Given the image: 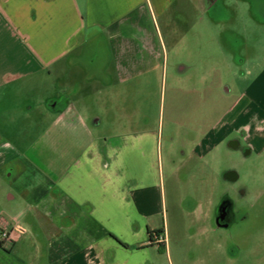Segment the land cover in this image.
<instances>
[{
  "label": "crops",
  "instance_id": "1",
  "mask_svg": "<svg viewBox=\"0 0 264 264\" xmlns=\"http://www.w3.org/2000/svg\"><path fill=\"white\" fill-rule=\"evenodd\" d=\"M174 10L184 19L190 17L188 10L195 11L197 23H207L214 38H248L249 28L264 31V0H0V124L5 112L14 120L18 106H24L18 104L23 93L35 91L46 76L54 91L41 106L86 139L75 160L57 172L51 164L45 170L24 156L0 131V230L16 224L23 232L17 241L1 243L0 264H114L119 255L158 243L150 236L158 229L149 222L159 212L155 179L163 158L156 133L93 134L75 101L90 90L113 95L120 84L155 70L160 55L142 38H151L148 27L154 23L158 28V21ZM93 38H106L109 49L92 57L94 73L81 67L82 82L75 91L64 73ZM263 92L264 66L198 137L191 154L198 159L214 154L231 135L228 148L244 150V156L261 152ZM6 105L10 111L1 109ZM238 178L234 168L221 177L228 182ZM204 217L213 220V213Z\"/></svg>",
  "mask_w": 264,
  "mask_h": 264
},
{
  "label": "rangeland",
  "instance_id": "2",
  "mask_svg": "<svg viewBox=\"0 0 264 264\" xmlns=\"http://www.w3.org/2000/svg\"><path fill=\"white\" fill-rule=\"evenodd\" d=\"M176 12L168 11L158 21L159 29L152 23L151 38H142L160 55L155 70L120 84L113 95L105 91L101 97L90 90L83 100L78 94L74 98L93 134L152 130L163 158L155 179L159 212L149 222L161 230L158 236L164 240L119 255L114 264H264V149L244 156V150L240 154L228 148L231 135L214 154L201 159L191 154L198 137L264 66V38L257 37L264 31L249 28L248 38H214L207 23H197L195 11L186 12L189 19ZM108 47L106 38H93L83 47L81 57L72 60L64 73L71 89L81 86V67L94 73L92 57ZM45 77L35 91L23 93L18 104L22 101L24 106H18L14 120L11 112L2 115L0 131L10 135L7 140L24 156L45 170L51 164L58 172L75 160L86 139L80 129L70 132L64 122H56V113L41 106L54 91ZM27 105L31 108L25 109ZM96 118L99 124L94 123ZM230 168L239 178L229 183L221 177ZM205 177L208 180L203 181ZM223 190L235 201L236 222L228 230L216 228L211 218L204 217L207 211L212 213L211 204L218 202Z\"/></svg>",
  "mask_w": 264,
  "mask_h": 264
},
{
  "label": "flooded vegetation",
  "instance_id": "3",
  "mask_svg": "<svg viewBox=\"0 0 264 264\" xmlns=\"http://www.w3.org/2000/svg\"><path fill=\"white\" fill-rule=\"evenodd\" d=\"M218 199L212 212L213 223L218 229L228 230L236 222L235 201L228 190H224ZM150 236L152 237L153 235L150 234Z\"/></svg>",
  "mask_w": 264,
  "mask_h": 264
},
{
  "label": "built area",
  "instance_id": "4",
  "mask_svg": "<svg viewBox=\"0 0 264 264\" xmlns=\"http://www.w3.org/2000/svg\"><path fill=\"white\" fill-rule=\"evenodd\" d=\"M22 233V230L15 224L11 229L0 230V241L2 243L5 241L15 242L21 237ZM154 239L158 240V242H161L164 240V237H159L154 234Z\"/></svg>",
  "mask_w": 264,
  "mask_h": 264
},
{
  "label": "trees",
  "instance_id": "5",
  "mask_svg": "<svg viewBox=\"0 0 264 264\" xmlns=\"http://www.w3.org/2000/svg\"><path fill=\"white\" fill-rule=\"evenodd\" d=\"M161 232V230H157V231H154V232H151L150 234H152V235H158V233H160ZM0 245H1V241H0Z\"/></svg>",
  "mask_w": 264,
  "mask_h": 264
}]
</instances>
